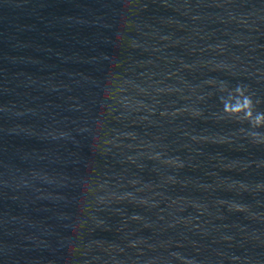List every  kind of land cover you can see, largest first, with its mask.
Here are the masks:
<instances>
[{"label":"water","instance_id":"95a60500","mask_svg":"<svg viewBox=\"0 0 264 264\" xmlns=\"http://www.w3.org/2000/svg\"><path fill=\"white\" fill-rule=\"evenodd\" d=\"M223 85L264 112V0H0V264H264Z\"/></svg>","mask_w":264,"mask_h":264},{"label":"clouds","instance_id":"9594fccd","mask_svg":"<svg viewBox=\"0 0 264 264\" xmlns=\"http://www.w3.org/2000/svg\"><path fill=\"white\" fill-rule=\"evenodd\" d=\"M221 91L229 93L228 97L221 101L224 114L228 117H236L239 120H246L254 128L264 126V112L255 111L252 96L250 93H246V90L242 85H238L237 88L231 90L228 89L226 85H223ZM193 114L200 115L198 111ZM158 157L159 154H157L155 158ZM166 162L175 163V161Z\"/></svg>","mask_w":264,"mask_h":264}]
</instances>
